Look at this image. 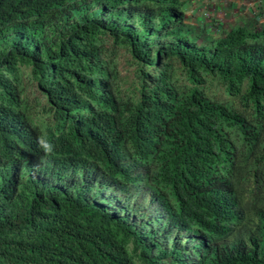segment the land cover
<instances>
[{
  "label": "trees",
  "instance_id": "16d2710c",
  "mask_svg": "<svg viewBox=\"0 0 264 264\" xmlns=\"http://www.w3.org/2000/svg\"><path fill=\"white\" fill-rule=\"evenodd\" d=\"M183 4L0 0V264H264V22Z\"/></svg>",
  "mask_w": 264,
  "mask_h": 264
},
{
  "label": "crops",
  "instance_id": "0c3cea01",
  "mask_svg": "<svg viewBox=\"0 0 264 264\" xmlns=\"http://www.w3.org/2000/svg\"><path fill=\"white\" fill-rule=\"evenodd\" d=\"M186 22L216 37L232 27L264 22V0H183ZM258 10V11H257Z\"/></svg>",
  "mask_w": 264,
  "mask_h": 264
},
{
  "label": "clouds",
  "instance_id": "9594fccd",
  "mask_svg": "<svg viewBox=\"0 0 264 264\" xmlns=\"http://www.w3.org/2000/svg\"><path fill=\"white\" fill-rule=\"evenodd\" d=\"M41 143L43 144V147L47 152L50 153L52 151V147L49 144L43 143V141H41Z\"/></svg>",
  "mask_w": 264,
  "mask_h": 264
},
{
  "label": "rangeland",
  "instance_id": "374dc122",
  "mask_svg": "<svg viewBox=\"0 0 264 264\" xmlns=\"http://www.w3.org/2000/svg\"><path fill=\"white\" fill-rule=\"evenodd\" d=\"M258 11V10H257ZM255 25H258L259 24V22H256V23H254Z\"/></svg>",
  "mask_w": 264,
  "mask_h": 264
}]
</instances>
